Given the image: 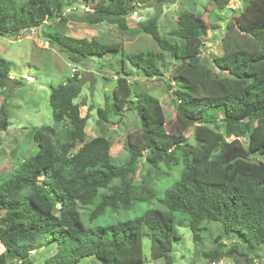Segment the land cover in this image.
<instances>
[{"label":"trees","instance_id":"16d2710c","mask_svg":"<svg viewBox=\"0 0 264 264\" xmlns=\"http://www.w3.org/2000/svg\"><path fill=\"white\" fill-rule=\"evenodd\" d=\"M68 1L0 0V36L43 29L50 21L43 34L51 47L75 64L115 53L122 60V76L104 108H98L101 135L89 141L86 128L94 107L82 116L81 108L87 105L76 102L80 76L75 73L52 89L49 101L58 127L34 129V153L0 177V264H37L32 255L41 248L56 252L38 264H82L90 257L97 264H144L146 237L154 260L174 264L177 228L188 226L195 247H200L206 223H217L220 232L215 249L203 253L205 258L223 259L224 238L237 237L246 250L234 245L227 252L254 262L251 256L264 246V0H244L241 9L229 7L234 0H209V22L202 14L183 10L170 36L162 35L158 25L167 0H81L88 11L80 22L123 31L129 29L128 17L142 6L160 4L136 31L151 36L175 61L167 73L168 88L173 90L178 121L195 126V146L168 133L161 102L136 92L129 80L133 74L127 62L148 79H165L163 56L153 51L126 53L122 44L66 36L58 27L69 20L63 17ZM219 23L225 25L223 55L214 56L209 66L201 56L209 32ZM10 71V62L0 59V93L13 81ZM172 83L178 86L175 91ZM128 111L136 112L141 134L128 137V158L116 164L107 125ZM66 122L69 132L62 140L59 126ZM8 127L2 104L0 133ZM78 142L82 146L74 151ZM179 165L184 170L174 178L170 170ZM156 180L173 182L160 194ZM155 201L162 208L95 225L110 211ZM81 208L90 209L86 220Z\"/></svg>","mask_w":264,"mask_h":264},{"label":"rangeland","instance_id":"374dc122","mask_svg":"<svg viewBox=\"0 0 264 264\" xmlns=\"http://www.w3.org/2000/svg\"><path fill=\"white\" fill-rule=\"evenodd\" d=\"M24 2L26 0H15ZM209 0H175L165 1L161 6L163 13L159 20V29L162 35L170 36V32L175 27L181 11L189 10L202 14L207 22L210 21L205 5ZM244 0H234L229 7L231 9H241ZM68 6L64 10V16L69 20L58 27V30L66 36L85 39L91 41L97 38L105 43L122 44L126 53H139L143 51H153L163 56L165 60V79H148L140 71L135 70L127 62V68L132 70L133 76L129 78L136 92H147L157 98L162 106L166 117V129L168 133L182 136L186 143L195 146V126L185 125L178 121L176 115V104L173 90L169 91L170 82L167 74L175 61L162 52L151 36L136 31L137 24L151 18L157 11L156 4L144 5L137 12L128 17L129 29L123 31L117 26L101 24L90 26L79 21L86 8L81 0H69ZM49 23H51L49 21ZM49 23L43 29L32 30L22 33L19 36H0V59L10 62V75L13 81L10 86L0 93V106L5 104L8 112V130L0 133V177L8 174L18 164L27 160L36 150L37 145L33 140V130L43 127H58L53 117V110L50 105V95L53 88L67 83L73 77V69L82 79L81 94L76 100L82 102L87 107L81 108L82 116H86L87 108L93 105L87 123V140H92L101 135L96 123L98 121V108H104L106 97L111 95L117 85V77L122 76L119 72L123 69L122 60L115 53L107 55L105 58L98 56L91 57L88 61L75 64L56 47H51L46 40L43 31L48 29ZM54 24H58L57 22ZM52 24V26L54 25ZM219 28L209 32L206 38V48L202 53V60L209 66L213 65L214 56L223 55V31L225 25L219 23ZM120 59V60H119ZM134 70V71H133ZM174 91L178 86L172 83ZM223 118V114L220 113ZM69 132L68 123L59 126V133L62 140H66ZM141 134L140 122L136 112L128 111L122 118H112L107 125L106 136L111 139L113 146L111 153L114 162L120 164L128 158L126 142L128 137L135 139ZM82 146L76 144L74 151ZM181 158V154H177ZM170 170L172 176L178 177L183 166ZM141 170L137 176L140 179ZM173 180H156V188L163 194L165 187L171 186ZM151 208H162L160 204L140 203L136 204L128 211L119 213L108 212L104 217L95 222V225L106 226L119 221H126L140 216L143 212ZM90 209L81 208L84 220ZM3 212H0V217ZM205 239L203 245L195 247L193 234L188 226L178 227L180 239L175 241L174 249L171 253L174 264H207L210 259L204 257V252L213 251L216 247L215 237L220 232L217 223L204 224ZM225 251L223 259L226 264H264V246L256 251L255 256H251L254 262H248L237 252L229 253L234 245L238 251L246 250L245 244L237 237H225L223 240ZM1 251V250H0ZM55 251H47L41 248L32 257L38 264L43 259L53 255ZM144 264H164V259L154 260L151 252V240H143ZM82 264H97L94 257L85 258Z\"/></svg>","mask_w":264,"mask_h":264},{"label":"built area","instance_id":"2783aa9c","mask_svg":"<svg viewBox=\"0 0 264 264\" xmlns=\"http://www.w3.org/2000/svg\"><path fill=\"white\" fill-rule=\"evenodd\" d=\"M73 73H76L77 70L73 69L72 71ZM12 79V78H11ZM207 264H226L225 260L224 259H214V260H211L209 261V263Z\"/></svg>","mask_w":264,"mask_h":264},{"label":"crops","instance_id":"0c3cea01","mask_svg":"<svg viewBox=\"0 0 264 264\" xmlns=\"http://www.w3.org/2000/svg\"><path fill=\"white\" fill-rule=\"evenodd\" d=\"M10 77L13 79V77L10 75Z\"/></svg>","mask_w":264,"mask_h":264}]
</instances>
